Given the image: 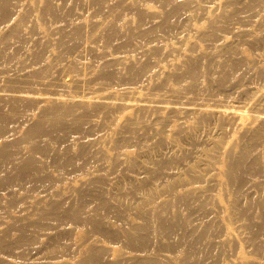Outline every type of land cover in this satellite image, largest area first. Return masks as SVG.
Listing matches in <instances>:
<instances>
[{
    "label": "rangeland",
    "instance_id": "obj_1",
    "mask_svg": "<svg viewBox=\"0 0 264 264\" xmlns=\"http://www.w3.org/2000/svg\"><path fill=\"white\" fill-rule=\"evenodd\" d=\"M257 113L264 0H0V264H264Z\"/></svg>",
    "mask_w": 264,
    "mask_h": 264
},
{
    "label": "bare ground",
    "instance_id": "obj_2",
    "mask_svg": "<svg viewBox=\"0 0 264 264\" xmlns=\"http://www.w3.org/2000/svg\"><path fill=\"white\" fill-rule=\"evenodd\" d=\"M248 36V34H245ZM250 36V34H249ZM251 37H253L251 35ZM246 40V39H245ZM250 40V38L248 39ZM196 70V67L194 66H191L190 67V71L192 73H194ZM55 99H62L61 96H56L54 97ZM73 99V98H72ZM79 102L81 103H87V104H92L93 102H101V103H106V104H109V103H114L112 97L110 96H104V97H92V98H88V99H85V98H80L78 99ZM182 100V99H181ZM118 103L122 108H129L131 105H133L131 102H129L128 100H120ZM171 103V102H170ZM168 104V102L165 100L164 101H155L153 99H142L140 100L138 103H136L135 105L137 107H140L142 109H146V110H159V111H163V110H168V111H177V112H180V113H184V114H189V113H193L199 109H201L203 106L202 104H195V105H192L190 103H186L183 102V101H177L174 102L173 104ZM210 107V106H209ZM212 107V106H211ZM210 107V108H211ZM209 108V109H210ZM229 110V109H228ZM210 111L213 113V114H226V115H232L234 117L237 118V114H239L240 112H238L237 114L235 113L237 111V109L235 110V112H231V111H227L226 109L224 110V108L222 109H216V108H211ZM255 115V114H254ZM253 116V115H252ZM253 119L254 121H257V122H264V114L263 116L260 114L258 115V113L255 115V118L253 116ZM41 126V125H39ZM38 126V127H39ZM38 132H41V127L39 129H37L36 133ZM229 166L232 170H237L239 171L238 174L239 175H242V174H247L248 173V169L245 168V166H243L242 162L240 161H237V160H234L233 157L231 158V160L229 161ZM23 173V171H21ZM236 172V171H235ZM20 175V173H19ZM22 175V174H21Z\"/></svg>",
    "mask_w": 264,
    "mask_h": 264
}]
</instances>
